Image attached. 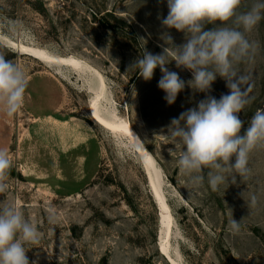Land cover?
I'll return each mask as SVG.
<instances>
[{"label": "rangeland", "instance_id": "1", "mask_svg": "<svg viewBox=\"0 0 264 264\" xmlns=\"http://www.w3.org/2000/svg\"><path fill=\"white\" fill-rule=\"evenodd\" d=\"M251 3L242 0L240 11ZM167 13V0H0V33L81 59L103 76L104 106L130 123L155 160L172 219L168 250L180 264H264V145L250 152L246 176L225 173L213 191L208 169L200 185L180 172L183 145L168 136L172 118L229 91L224 79L217 77L208 93L186 86L169 105L158 88L160 69L145 81L131 67L144 50L172 51L168 35L176 45L185 42L182 32L162 25ZM245 38L252 47L234 70L250 101L239 114L247 128L264 110V19ZM5 43L0 54L19 65L29 84L20 111L9 117L0 110V149L13 162L0 202L18 204L41 233L38 244L26 245L29 264H170L158 246L160 212L131 140L89 113L88 88L98 79ZM167 67L192 79L174 61ZM232 218L240 221L238 232L229 228Z\"/></svg>", "mask_w": 264, "mask_h": 264}, {"label": "clouds", "instance_id": "2", "mask_svg": "<svg viewBox=\"0 0 264 264\" xmlns=\"http://www.w3.org/2000/svg\"><path fill=\"white\" fill-rule=\"evenodd\" d=\"M241 5L242 0H167L168 13L160 18L161 23L166 29L182 32L185 42L176 45L168 35L172 51L168 47L159 54L144 50L131 66L145 81L160 69L158 88L169 105L186 86L208 93L217 77L226 82V94L219 99L207 95L195 107L172 118L168 128L170 139L183 145L177 160L180 172L200 185L205 179L202 173L208 169L207 182L213 191L225 182V173L246 176L250 152L264 145V110H257L244 127L239 114L250 101L241 88L244 77L234 70L235 63L249 54L252 45L245 33L264 19V0H252L246 11H240ZM217 21L220 26L206 28V24ZM173 61L177 68L190 71L192 79L185 82L177 72L170 71L167 65ZM28 84L19 65L0 54V110L9 117L20 111ZM12 166L8 152L0 149V193L8 190ZM232 180L235 183V175ZM229 228L238 232L240 221L232 218ZM40 237L38 227L18 204L0 202V264H29L26 245L38 244Z\"/></svg>", "mask_w": 264, "mask_h": 264}, {"label": "bare ground", "instance_id": "3", "mask_svg": "<svg viewBox=\"0 0 264 264\" xmlns=\"http://www.w3.org/2000/svg\"><path fill=\"white\" fill-rule=\"evenodd\" d=\"M0 40L5 41V44L9 45L11 49L13 48L20 53L27 54L47 65L67 66L74 70V72L76 73H80L86 70L89 71L92 76L94 75L95 78L98 79L99 83L96 87L90 85L88 88V90L92 92V96L89 98V113L92 119L97 124L108 130L110 133L114 135H124L131 140V143L133 144L132 146L137 152L140 163L146 173L147 180L149 177L153 185L152 187L154 190L155 197L153 196V191L150 187L149 188L160 212V231L158 246L162 250V255L167 259L170 264H180L179 261L174 258L168 250V240L171 234L172 219L169 214L165 198L161 192V179L159 180L160 177H158L159 175L157 174V166L155 160L152 157L151 153L143 145L138 134L132 128L130 123L125 119L119 118L117 115H112L109 112V108L104 106V99H106V93L108 90L103 76L97 70L93 69L91 66L86 64V62L73 56H58L41 47L16 43L12 40H7L3 38L2 33H0ZM155 177H157L158 181H155ZM158 186L160 188V191L158 190Z\"/></svg>", "mask_w": 264, "mask_h": 264}, {"label": "water", "instance_id": "4", "mask_svg": "<svg viewBox=\"0 0 264 264\" xmlns=\"http://www.w3.org/2000/svg\"><path fill=\"white\" fill-rule=\"evenodd\" d=\"M98 83H99V81H98ZM98 85V84H97ZM105 100V99H104ZM152 178H153V176H152ZM155 181H158L157 180V177H155ZM148 185H149V187L151 188V190L153 191L152 193H153V196H154V190H153V185H152V183H151V181H150V179H149V177H148ZM158 190L160 191V188H159V186H158ZM155 197V196H154ZM160 250H161V248H160ZM162 251V250H161Z\"/></svg>", "mask_w": 264, "mask_h": 264}]
</instances>
